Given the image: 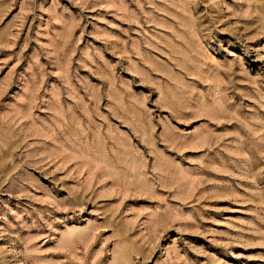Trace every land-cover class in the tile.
Listing matches in <instances>:
<instances>
[{
  "label": "rangeland",
  "instance_id": "1",
  "mask_svg": "<svg viewBox=\"0 0 264 264\" xmlns=\"http://www.w3.org/2000/svg\"><path fill=\"white\" fill-rule=\"evenodd\" d=\"M0 264H264V0H0Z\"/></svg>",
  "mask_w": 264,
  "mask_h": 264
}]
</instances>
